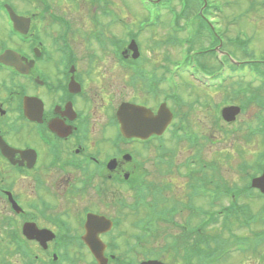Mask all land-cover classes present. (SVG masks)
I'll return each instance as SVG.
<instances>
[{
	"label": "flooded vegetation",
	"instance_id": "obj_1",
	"mask_svg": "<svg viewBox=\"0 0 264 264\" xmlns=\"http://www.w3.org/2000/svg\"><path fill=\"white\" fill-rule=\"evenodd\" d=\"M51 10L23 12L0 0V264H95L84 242L91 214L113 221L98 237L104 255L114 256L130 221L126 203L153 176V158L141 153L158 138H126L118 111L130 102L157 113L165 102L155 92L157 64L143 51L135 60L124 53L123 16L112 9L98 13H116L111 24L120 34L96 28L86 54L71 24ZM92 43L111 55L104 72Z\"/></svg>",
	"mask_w": 264,
	"mask_h": 264
},
{
	"label": "rangeland",
	"instance_id": "obj_2",
	"mask_svg": "<svg viewBox=\"0 0 264 264\" xmlns=\"http://www.w3.org/2000/svg\"><path fill=\"white\" fill-rule=\"evenodd\" d=\"M13 4L16 5L18 10L27 12L31 11L42 12L45 8V3L52 8L51 11L55 14H59L64 17L73 28L76 38L73 39L77 47L81 48L83 52L88 42H91V34L95 32L96 28L99 30H104L107 35L109 34H120L121 30L113 28L114 26L108 25L109 18H102L98 10H100L97 0H43V3L38 0H10ZM212 3H216L217 9H211L209 13V21L214 25L215 31L223 40L224 48L222 51L231 52L240 62L249 61L250 57H255L257 59L264 56V0H211ZM105 4L114 10L119 16L125 18L126 28H134V32H137V26L139 27V22L142 19H145V14L143 13V8L140 4L144 0H104ZM169 3L162 9H159V13L164 17L161 18L159 26L153 30H148V32L142 35L141 43L143 48V55L147 57L152 63L157 64L156 67H162L166 58L169 60V63H180L186 61V51L187 45H174V46H162V44L168 36L174 37L176 39H187L188 33L190 30H187L188 33H181L178 36L174 34V14H178V11L182 9L180 0H170ZM175 10V11H174ZM115 13V14H116ZM171 19V21L169 20ZM194 24H197V21L192 17ZM182 24L184 21H181ZM41 30L43 34H47L48 23H40ZM118 28V27H117ZM123 27V32L126 30ZM83 34H86L87 37H83ZM208 37H205L207 39ZM88 39V42L84 45L85 40ZM238 39H242V42H247L248 49L244 51L242 48L244 44L238 42ZM154 40L155 48L154 50L147 49V45L152 43ZM202 47L208 45L207 41H202ZM91 46V53H95L99 57V62H96L95 67L98 66L101 72L105 71V66L102 63L108 64L111 63V55L107 56L106 52L97 48L94 43ZM150 45V44H149ZM151 46V45H150ZM85 48V49H84ZM88 51V50H87ZM198 52L196 48L194 53ZM86 54V52H85ZM225 57V56H224ZM222 58V57H221ZM227 64L226 69L222 72L223 77L225 75H230L232 80H236L238 77H241L237 72H231L230 67L228 66L227 60L222 58ZM200 61V62H199ZM193 65L184 67L179 65L177 69H183L182 71L173 70L171 78L177 80V89L181 91L182 96L185 98L186 109L185 113L187 115V121L190 122L189 127L191 128L189 132H193L196 137L200 138L201 148H198L199 153L202 157L210 164L211 168L214 169L221 181L229 183L230 185L236 184L239 188H243L247 181L241 175L240 167L241 164L247 163L249 167L255 166L258 163L264 165V161L259 162L258 155L261 152H264V133H262V128L258 133H251V130L258 131L261 127L259 124L264 122V109L257 105H251L246 111L239 115L237 119L233 120L230 123L225 122L221 115L220 109L217 111L215 109L216 105L221 104L222 101H228L227 105H240V101H243V96L235 98L230 96L226 89L221 91L213 89V87H204L205 84L212 86L214 83H217L218 80L213 79L210 82L208 79L202 78L200 76H193L192 74L207 75L210 74L209 71H217L218 64H215L210 57H205L202 60L200 59ZM204 66L208 70H205ZM160 67V68H161ZM171 68V64H170ZM191 72V73H190ZM245 82L253 81L256 82L254 85H259V79L254 78V74L248 70L243 72ZM126 75V74H125ZM129 79L126 78L125 84ZM215 88V87H214ZM256 87H253V90ZM125 91L132 94L133 89L129 90L125 86ZM142 91L141 86H139L137 92L138 94ZM264 95V91H262ZM228 98V100H227ZM200 99V100H199ZM199 104H198V103ZM261 117L263 118L261 120ZM219 122L217 125L216 123ZM228 131H233L234 134L228 133ZM172 150V153H176L177 162L175 164H180L185 157L190 154V146H188L184 140L181 142L177 141H167L164 144ZM158 149V148H157ZM142 152L141 158L150 157L149 162L151 172L153 174L150 181L159 184L161 187L171 185L172 191H165L163 197L160 198L162 206L160 207L163 211L170 208L172 203L169 202L165 205L166 200H176L180 197V194L183 193V190L186 185V180L179 175L177 168L172 173L167 174V167L160 164L159 154L155 149L148 150V153ZM156 164V165H155ZM254 192V191H253ZM257 192V191H256ZM255 193V192H254ZM258 193V192H257ZM242 197V198H241ZM238 199V202L241 204H246L250 207L251 212L259 216L261 220L252 224L250 228H238L232 227L231 231L224 229V225L218 224L215 226L218 229L217 234H222L219 236L221 242L228 241L230 246L235 247V244L232 242L233 233L240 236H252L250 229H253L255 233L258 230H264V198H248V196H241ZM260 197V196H259ZM262 198V197H260ZM231 199L228 197H222L214 210L219 211L220 209L228 206ZM196 206L202 207L205 211H210L211 208L206 200H200ZM159 209V211L161 210ZM191 217V216H190ZM189 212L180 211L178 215H175L174 221H161L159 220L154 225V235L149 236L148 239L142 240L139 246L135 245V241L132 238L133 234H139V230L131 226V223L136 220L132 218L130 222L125 225L124 230L127 231L128 236L123 238H118L119 246L121 251H125L124 255L132 257L136 263L141 262L144 258L145 253H150L153 259L158 258L167 264H178L182 262V254L180 257H174L175 251L182 248V245L185 243H193V240L185 238V234L192 232L199 226L198 218H190ZM143 218V215L140 216ZM201 219V218H200ZM176 224V225H174ZM183 224V225H182ZM188 224H192V229L184 230V227ZM210 231L213 228L208 226L203 229V232ZM190 235V234H189ZM174 236V238H172ZM191 236V235H190ZM192 237V236H191ZM178 239V240H175ZM127 241L137 248L129 252L127 246ZM199 254H203L205 249H199L196 251ZM233 252L232 250L229 251ZM129 253V255H128ZM238 253V252H237ZM183 257L187 258V254L184 253ZM188 264H199L198 260L195 257L191 258V261H187ZM83 264V262H79ZM223 264H264V259L257 256H244L243 254H234L227 257L224 260Z\"/></svg>",
	"mask_w": 264,
	"mask_h": 264
},
{
	"label": "trees",
	"instance_id": "obj_3",
	"mask_svg": "<svg viewBox=\"0 0 264 264\" xmlns=\"http://www.w3.org/2000/svg\"><path fill=\"white\" fill-rule=\"evenodd\" d=\"M254 64H256V65H252L253 70L260 75L261 74L264 75V73H261V69H260V67H262V64L259 62L254 63ZM233 92H234V90L232 91V94H234ZM206 185H204V186H206ZM224 187L227 190H231L229 192L234 193L237 196V198H239L243 194L244 195L249 194L248 192H250V190H251L247 185H245V187L241 191H236L235 188H230L228 184L225 185ZM241 214L244 216L243 219H241L242 218ZM211 215H213V214H211ZM213 220H215V216L211 217L210 215H207L206 217H204L203 225H201V228H202V233L204 235V240L206 239L207 241H204L203 245L201 243H199V242H202L203 240L201 239V237L197 233L196 229L192 230V232L188 231V234H185L184 237L188 238L189 240H191V238H192L193 243L183 244L182 248L177 249L175 251L174 257H176L178 255L181 256V254L183 256L184 253L189 252L191 250V248L194 247V248H196V250L205 249V252L203 253V255H205V260L208 262L206 264H223L224 260L230 256L231 252L229 253V251L232 249H230V247H227L225 249H220V247H219L220 242L217 241L216 236H221L222 234H217L218 229L215 226H217L218 224L224 225V229H227V230L229 229L230 231H231L232 227L238 228L239 226L240 227L244 226V224L246 222L245 210L237 207V205L234 204L232 207H230L224 211V220L219 219V222H217L215 225L212 226L213 231H212V229L210 231H208V229H207V232H205V231L203 232L204 228L214 224ZM190 225L191 224H188L187 226H185L184 230L192 229V226H190ZM259 231L260 230H258L257 232H259ZM252 233H254V231H252ZM257 236H258V234H257ZM241 237L242 236L236 235L233 233L232 242L234 244L239 243L241 240ZM175 240H178V239H175ZM243 254H250L252 257L257 256V257L264 259V236H261V237L257 238L256 240H252L251 244L248 247V251L243 252Z\"/></svg>",
	"mask_w": 264,
	"mask_h": 264
},
{
	"label": "water",
	"instance_id": "obj_4",
	"mask_svg": "<svg viewBox=\"0 0 264 264\" xmlns=\"http://www.w3.org/2000/svg\"><path fill=\"white\" fill-rule=\"evenodd\" d=\"M135 107L133 106H126L124 108L123 111V120L130 122L133 120V116L135 115ZM231 114L229 118V120H233V118L235 117L236 114H238V109L236 108H229V109H225L224 110V117H226L227 114ZM124 126V130L126 131V134H131L132 136H134L136 133L140 132L141 130V126L140 125H123ZM161 126H165L166 125H161ZM135 133V134H134ZM253 186L259 188L263 193H264V176L262 178L256 179L253 183ZM96 234H93L92 231L90 230L89 236L87 237V241L89 238V244L91 245V247L96 250ZM99 255H101V252L99 253ZM99 259H101V257H98ZM144 264H161L158 262H149V263H144Z\"/></svg>",
	"mask_w": 264,
	"mask_h": 264
}]
</instances>
